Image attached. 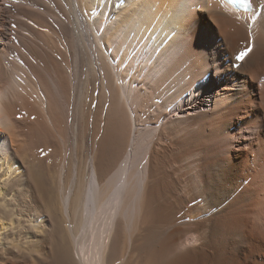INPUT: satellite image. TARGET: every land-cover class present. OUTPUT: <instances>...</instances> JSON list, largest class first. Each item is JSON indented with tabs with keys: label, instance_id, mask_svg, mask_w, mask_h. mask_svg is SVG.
Listing matches in <instances>:
<instances>
[{
	"label": "bare ground",
	"instance_id": "bare-ground-1",
	"mask_svg": "<svg viewBox=\"0 0 264 264\" xmlns=\"http://www.w3.org/2000/svg\"><path fill=\"white\" fill-rule=\"evenodd\" d=\"M262 3L0 0V264H260L208 147L264 142Z\"/></svg>",
	"mask_w": 264,
	"mask_h": 264
},
{
	"label": "rangeland",
	"instance_id": "rangeland-1",
	"mask_svg": "<svg viewBox=\"0 0 264 264\" xmlns=\"http://www.w3.org/2000/svg\"><path fill=\"white\" fill-rule=\"evenodd\" d=\"M1 3H2V5H4L3 8H5V6H7L6 3H4V4H3V2H1ZM4 17L11 20V23H14L15 19H18V18H15L13 16H10L9 14H4ZM219 40H221V39L219 38ZM260 83H262V84L264 83V78L261 79ZM234 109H236V110H234ZM229 110L230 111H227L224 115L225 117H223L220 121H222V122L234 121V123H236V121H237L236 116L237 117L242 116V117H244L243 120H246V123L243 122L242 126L239 125V123H238V124L232 126L227 131H225L223 133V135H220L219 137L212 139L211 143H214V144L210 143V146L208 148H210L211 153H210V151H208V154L209 155H213V154L215 155L216 154L217 156L215 155V159H226L228 161L233 162V164L236 168L235 176L237 175V178L242 176L244 173V175L246 177L244 176L242 183L239 185V189H238V191H241L244 189V187H246V185H248L247 183L250 182L249 178H251L252 173H254V172H252L254 169H255V171L258 170L257 174L258 173L263 174L262 178H264L263 168L255 166V165H258L257 164L258 162L255 161L256 158H254L253 153H251L250 150L247 149V147H252V150L254 149V151L264 150V142L260 146V143H256V138L252 137L251 141H249V142L244 141V140H240L241 143L239 145L237 143L236 137H239L240 135H241V137H242V135H247V133H243L241 131V128L243 127V130H244V128H245V130L253 129L252 123H254V121L256 120V117L253 115L254 113L250 112L249 108L245 109L242 107L239 109V108L234 107V108H230ZM249 113H251V114L249 115ZM246 115H248L247 118H246ZM246 127H247V129H246ZM205 132H207V130ZM237 146H243L245 148V151H243L240 154L239 158L235 159L234 157H236L235 156L236 152L233 150H235V148H237ZM214 150H216V151H214ZM242 160L250 163L249 165L252 168L246 170L247 166L244 167V166H242V164H240V161H242ZM243 170H244V172H242ZM260 170H262V171H260ZM246 179H247V181H246ZM263 185H264V182H263ZM260 187H261L260 183H255L250 187V189L248 191V197H247V210L248 211L247 210L245 211L244 220H243V224H242L241 228L245 230L244 232H247V230L250 231V232H248V234L249 235L251 234V238L253 241L255 240V242H259L260 244H264V189H262ZM248 207H250V208H248ZM245 218L247 219L246 221H245ZM258 258H259L258 262L260 264H264V254H260L258 256ZM249 264H252V263L250 262Z\"/></svg>",
	"mask_w": 264,
	"mask_h": 264
},
{
	"label": "snow or ice",
	"instance_id": "snow-or-ice-1",
	"mask_svg": "<svg viewBox=\"0 0 264 264\" xmlns=\"http://www.w3.org/2000/svg\"><path fill=\"white\" fill-rule=\"evenodd\" d=\"M230 2H236V0H230ZM239 4L244 7V8H249L250 7V3L249 0H238ZM261 10H264V3H262V8ZM253 20H255V17H253ZM249 27H251V24H249ZM251 49H248V51H250ZM247 54V52L242 51L237 57V60H242L244 58V56Z\"/></svg>",
	"mask_w": 264,
	"mask_h": 264
}]
</instances>
